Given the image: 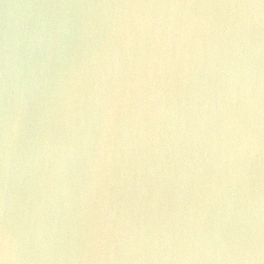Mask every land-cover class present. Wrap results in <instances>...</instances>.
Here are the masks:
<instances>
[{
    "label": "clouds",
    "instance_id": "1",
    "mask_svg": "<svg viewBox=\"0 0 264 264\" xmlns=\"http://www.w3.org/2000/svg\"><path fill=\"white\" fill-rule=\"evenodd\" d=\"M0 264H264V0H0Z\"/></svg>",
    "mask_w": 264,
    "mask_h": 264
}]
</instances>
